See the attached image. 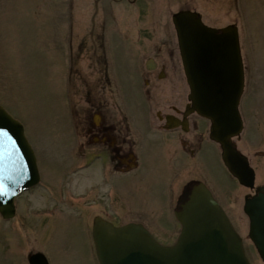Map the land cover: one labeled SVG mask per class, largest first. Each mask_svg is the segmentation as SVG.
<instances>
[{
  "label": "rangeland",
  "instance_id": "obj_1",
  "mask_svg": "<svg viewBox=\"0 0 264 264\" xmlns=\"http://www.w3.org/2000/svg\"><path fill=\"white\" fill-rule=\"evenodd\" d=\"M181 9L199 11L210 25L239 28L246 85L245 130L237 144L250 158L256 185H264V0H0V104L24 126L42 177L17 199L18 225L0 217V264H29L36 251L50 264H99L90 230L96 216L109 213L114 225L141 223L172 245L179 231L175 199L194 181L206 184L226 209L251 263L264 264L248 237L243 207L249 191L230 177L207 136L197 153L174 150L165 137L145 138L140 168L126 177L105 170V157L84 171L80 154L98 148L85 145L92 119L124 115L139 158V135L148 132L142 120L150 118L147 103L144 119L133 97L143 99L148 46L176 40L172 15ZM103 76L110 81L106 89L97 87ZM132 83L135 93L128 90ZM95 101L103 110L91 118L87 103Z\"/></svg>",
  "mask_w": 264,
  "mask_h": 264
},
{
  "label": "water",
  "instance_id": "obj_2",
  "mask_svg": "<svg viewBox=\"0 0 264 264\" xmlns=\"http://www.w3.org/2000/svg\"><path fill=\"white\" fill-rule=\"evenodd\" d=\"M173 23L191 90L189 112L211 121L210 138L220 145L225 166L241 185L253 190L255 172L233 143L243 130L239 104L244 67L238 30L209 28L199 14L188 11L174 14ZM38 180L23 126L0 106V183L5 193L0 195V213L11 218L15 196ZM255 193L245 198L244 212L250 220L249 237L264 262V187ZM176 218L182 231L170 247L160 245L140 225L116 228L96 219L94 241L100 264H250L241 237L204 184L192 186ZM30 262L47 264L42 255Z\"/></svg>",
  "mask_w": 264,
  "mask_h": 264
},
{
  "label": "flooded vegetation",
  "instance_id": "obj_3",
  "mask_svg": "<svg viewBox=\"0 0 264 264\" xmlns=\"http://www.w3.org/2000/svg\"><path fill=\"white\" fill-rule=\"evenodd\" d=\"M147 52L145 69L141 70L146 98L141 100L140 104L145 106L147 103L149 111L155 113L156 118L163 123V127L178 125L175 133L179 132V134L175 137L180 142L189 145L192 152L196 153L201 148L206 127L204 120L198 115L193 114L188 117L185 115L187 102L184 103L183 98L182 74L179 69V66H182V60L178 44L176 45V42L172 40L167 41L164 37L158 43L149 45ZM148 61L152 62L148 63ZM102 80L107 82L103 83ZM109 84L110 81L103 76L99 79L97 87L106 89V85ZM90 93L91 91L88 92ZM148 96L149 99H147ZM171 98L174 100L172 101ZM87 104L93 106L94 115L91 118L101 115L102 101ZM115 105L117 106L118 103L115 102ZM120 113L117 106L114 114ZM183 123H187V133L182 132ZM87 124L85 125L86 143L90 146L95 139L99 141L96 143L99 145V152L96 156L98 160H102L103 156L107 157L115 164L116 170L123 171L124 175L138 167L135 162L132 164L136 143L130 135V126L124 115L122 119L102 120L100 124L92 119ZM187 135H189L188 138Z\"/></svg>",
  "mask_w": 264,
  "mask_h": 264
},
{
  "label": "snow or ice",
  "instance_id": "obj_4",
  "mask_svg": "<svg viewBox=\"0 0 264 264\" xmlns=\"http://www.w3.org/2000/svg\"><path fill=\"white\" fill-rule=\"evenodd\" d=\"M0 195H5L2 183H0Z\"/></svg>",
  "mask_w": 264,
  "mask_h": 264
}]
</instances>
